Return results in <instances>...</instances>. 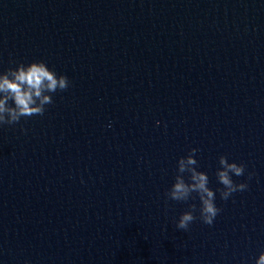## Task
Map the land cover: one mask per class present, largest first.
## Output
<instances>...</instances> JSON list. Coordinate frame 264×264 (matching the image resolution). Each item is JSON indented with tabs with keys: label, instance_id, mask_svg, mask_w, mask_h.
Masks as SVG:
<instances>
[{
	"label": "water",
	"instance_id": "95a60500",
	"mask_svg": "<svg viewBox=\"0 0 264 264\" xmlns=\"http://www.w3.org/2000/svg\"><path fill=\"white\" fill-rule=\"evenodd\" d=\"M34 60L70 83L43 115L0 126V264H255L264 0H0V71ZM192 148L212 225L195 193L166 196ZM220 155L248 185L226 201Z\"/></svg>",
	"mask_w": 264,
	"mask_h": 264
},
{
	"label": "clouds",
	"instance_id": "9594fccd",
	"mask_svg": "<svg viewBox=\"0 0 264 264\" xmlns=\"http://www.w3.org/2000/svg\"><path fill=\"white\" fill-rule=\"evenodd\" d=\"M69 83L66 75H58L43 60H34L27 64L19 62L15 67L0 71V126L16 124L22 117L43 115L45 106L53 103L51 94L66 90ZM197 151V148H192L186 156L178 159L177 174L166 196L174 201L187 202L189 199H195V193L200 201L199 219L207 225H212L221 209L215 203V191L208 186L207 173L196 167ZM218 161L221 167L216 169V177L223 187L216 191H219L220 198L226 201L233 193L247 189V183H236L232 178L233 175H244L245 165L235 161L229 162L225 155H220ZM185 173L188 174L187 179ZM251 176L252 173H249V178ZM195 211L196 205L190 204L189 210L181 213L176 227L187 231L189 225L197 219ZM255 264H264V251L259 253Z\"/></svg>",
	"mask_w": 264,
	"mask_h": 264
}]
</instances>
